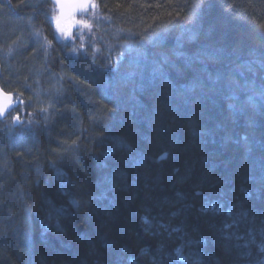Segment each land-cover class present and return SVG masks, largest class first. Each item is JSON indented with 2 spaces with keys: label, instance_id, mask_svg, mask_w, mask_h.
<instances>
[{
  "label": "trees",
  "instance_id": "trees-1",
  "mask_svg": "<svg viewBox=\"0 0 264 264\" xmlns=\"http://www.w3.org/2000/svg\"><path fill=\"white\" fill-rule=\"evenodd\" d=\"M94 1L0 0V264H264V0Z\"/></svg>",
  "mask_w": 264,
  "mask_h": 264
},
{
  "label": "water",
  "instance_id": "water-1",
  "mask_svg": "<svg viewBox=\"0 0 264 264\" xmlns=\"http://www.w3.org/2000/svg\"><path fill=\"white\" fill-rule=\"evenodd\" d=\"M57 12V20L55 27L57 29V21H59V27L63 29V25L66 20L72 16L81 13L85 9H80L78 5L87 4V8L91 6L92 0H49ZM58 31V29H57ZM60 32V31H58ZM68 35V34H67ZM12 96L10 94H4L0 90V118L4 117L10 109ZM165 158V154L161 156V159Z\"/></svg>",
  "mask_w": 264,
  "mask_h": 264
},
{
  "label": "rangeland",
  "instance_id": "rangeland-1",
  "mask_svg": "<svg viewBox=\"0 0 264 264\" xmlns=\"http://www.w3.org/2000/svg\"><path fill=\"white\" fill-rule=\"evenodd\" d=\"M95 4V1H92V5ZM91 5V7H92ZM89 8H87L86 10H88ZM91 9V8H90ZM93 11L96 10V8L92 9ZM88 14L86 15L85 13H82L81 15L76 14L74 16H72L70 19L66 20L64 23V31L67 32V36L63 35L61 32H58L56 29V39L58 40L59 43L63 44V45H67L69 47H71L73 50L74 48L76 49L75 44L77 42V40H79V38L81 39L82 37V26L84 25L83 22H87L88 20ZM57 20V12L54 10H52V14H51V21L52 23H55ZM75 51H80V50H75ZM3 123L5 124V121H3ZM16 124L17 126L20 124L14 120H6V124ZM161 159V157H160Z\"/></svg>",
  "mask_w": 264,
  "mask_h": 264
},
{
  "label": "snow or ice",
  "instance_id": "snow-or-ice-1",
  "mask_svg": "<svg viewBox=\"0 0 264 264\" xmlns=\"http://www.w3.org/2000/svg\"><path fill=\"white\" fill-rule=\"evenodd\" d=\"M87 6H88L87 4H80V5H78V7H79L80 9H86ZM159 6H160V5H157V7H159ZM92 7L95 8L96 5L93 4ZM83 23H84V27H85V28H91V25H89L87 22H83ZM57 29H58V31H60L63 35L67 36V32H65L64 29H61V28L59 27V21H57ZM201 210L204 211V212L207 211L206 208H202ZM227 215H228L229 217H233V216H234V214H233V212H232L231 209L228 210ZM146 223H147V221H146ZM238 223H239V222H238L237 220H235L234 218L231 219L230 221H229V220H225V221L223 222V225H222V227L219 229V232H220L221 236H223L224 239H225L226 241L231 239V235H230V234H226V233H225V229H229V228L233 227V225H236V224H238ZM151 227H152V225L149 224V227L146 228L145 231H146V232H147V231H150ZM158 228H160V229H165V230H166V229H167V225H165V224H158ZM173 231H179V229H173ZM154 234H157V235H158L159 232H156V233H154ZM169 235H171V233H169ZM238 238H239V237H238ZM205 243H206V242H205L202 238H201V239H191V238H190V239H188V240L186 241V244H187V245H191V244H199V245H203V244H205ZM182 247H184V246L182 245L181 247L176 248V249H175V252H176V253H180ZM262 250H264V248H262ZM142 251H143V250H142ZM230 251H231L230 247L226 244L225 247H224V252H225V253H229ZM178 258H179V259H187V260L191 261V255H189L188 257L179 256ZM155 264H167V261H166L165 258L162 256L161 260L156 261ZM192 264H196V262L193 261ZM221 264H222V261H221Z\"/></svg>",
  "mask_w": 264,
  "mask_h": 264
},
{
  "label": "bare ground",
  "instance_id": "bare-ground-1",
  "mask_svg": "<svg viewBox=\"0 0 264 264\" xmlns=\"http://www.w3.org/2000/svg\"><path fill=\"white\" fill-rule=\"evenodd\" d=\"M19 104H20V101L18 99H16L15 101H13V109L15 110L19 106ZM240 221H242V220H238L239 223L236 224V225H234V226L235 227L239 226ZM262 227L264 228V225ZM248 230H250V228Z\"/></svg>",
  "mask_w": 264,
  "mask_h": 264
}]
</instances>
